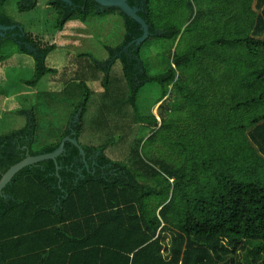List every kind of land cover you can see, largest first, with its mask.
Instances as JSON below:
<instances>
[{
    "label": "trees",
    "instance_id": "trees-1",
    "mask_svg": "<svg viewBox=\"0 0 264 264\" xmlns=\"http://www.w3.org/2000/svg\"><path fill=\"white\" fill-rule=\"evenodd\" d=\"M37 1L18 6L30 10ZM71 1L70 7L48 0L58 15L57 31L68 20L83 22L90 16L118 15L123 22L121 44L107 47V59L91 57L83 66L91 79L101 80L103 101L125 105L133 124L146 119L136 103L146 83H157L162 98L170 87L188 106L179 119L188 134L182 135L178 124L162 142L177 149L185 164L171 165L155 155L152 163L141 160L135 169L106 154L111 143H82L88 119L96 132L112 135L107 120L99 117L98 124L95 116L87 117L92 91L82 81L78 117L57 142L33 150L32 111L26 125L0 136V177L27 154L55 150L71 132L88 163L85 168L78 149L65 142L56 158L58 170L47 159L13 176L0 192V264H240L229 256L237 247L247 248L246 260L247 254L255 259L264 253V35L258 36L264 32V0H219L225 7L218 12L211 0H198L192 21L196 41L183 52L174 51L168 66L156 73L143 64L140 47L149 37L175 41L181 29L158 28L149 0H128L140 8L151 33L139 46L128 44L141 35L140 25L119 8ZM1 18L10 19L3 13ZM25 34L37 51L21 49L35 60L32 84L54 71L45 59L55 44ZM116 60L121 79L110 75ZM150 118V127L156 128V117ZM166 127L163 118L157 129Z\"/></svg>",
    "mask_w": 264,
    "mask_h": 264
},
{
    "label": "rangeland",
    "instance_id": "rangeland-1",
    "mask_svg": "<svg viewBox=\"0 0 264 264\" xmlns=\"http://www.w3.org/2000/svg\"><path fill=\"white\" fill-rule=\"evenodd\" d=\"M211 1L210 7L216 6V12L224 9V3L219 0ZM149 3L154 11L153 21L158 28L163 29L173 25L181 29L175 41L149 37L140 47L143 64L146 65L149 73H156L168 66L174 51L183 52L196 41L198 29L192 26V21L199 10V2L198 0H149ZM254 6L255 3L253 8ZM3 11L18 22L27 33L49 40L50 43L55 44V48L45 59V65L54 71L46 72L32 84H29V81L33 79L35 71L34 57L15 45H7L8 48H4L3 56L0 57V136L26 125L27 115L32 111L36 125L33 150L57 142L68 128L69 122L76 121L78 117V113L75 112V105L80 100L77 89L78 87L81 89L80 83L84 81L87 88L92 91L87 117L89 115V118L93 119L95 116L94 119L98 124L100 118L104 122L107 120V127L112 131V135L107 138L105 133L96 132L93 122L88 119L89 123L87 122L81 134L82 143L94 145L102 143L106 146L111 143L107 147L106 154L112 159H120L135 169L139 168L141 160L152 163L151 160L155 159L153 157L155 155L162 156L164 161L171 165L185 164L183 155H178L177 149L162 146L165 138L176 132L175 128L178 124L182 128V135L188 134L184 129L185 123L181 125L179 123V119L184 118L185 108L188 109V106L184 108L178 93L174 91L170 93L169 87L167 94L162 98V90L157 83L144 84L138 91L136 103L140 115L146 119L133 124L124 111L127 110L125 105L115 101L113 105L116 106H112L110 101H103L104 87L101 80L91 79L88 69L83 68L90 64L91 57L100 61L108 58L107 47L121 44L123 37H120L124 32L121 18L113 15L90 16L88 20L91 24L87 25H81L78 19H71L60 31H57L55 25L58 15L48 4V0H38L36 6L30 10L20 9L17 0H6ZM256 11L260 12L258 9ZM214 14L218 13L214 12ZM263 35L264 32L258 34L260 37ZM10 47L17 49L14 50L17 53L12 54ZM99 74L101 75V71ZM110 75L121 79L119 60L112 65ZM72 83H75V86L66 89ZM120 85L122 87L121 83ZM115 92L114 96L120 93V91ZM151 115L157 119V126L153 129L149 124ZM163 118L169 127L157 129ZM171 126L173 128L170 130ZM151 133H154L153 138L146 141ZM111 138L113 140H110ZM245 249L247 248L237 247L229 256L240 264H264V253L255 259L247 254L246 260Z\"/></svg>",
    "mask_w": 264,
    "mask_h": 264
},
{
    "label": "water",
    "instance_id": "water-1",
    "mask_svg": "<svg viewBox=\"0 0 264 264\" xmlns=\"http://www.w3.org/2000/svg\"><path fill=\"white\" fill-rule=\"evenodd\" d=\"M69 1V0H64ZM101 7H117L119 8L125 15L132 18L136 21L141 27V35L136 39L132 40L128 46L134 44L136 46L141 45L150 35L149 25L146 20L140 16L139 11L140 8L138 6H131L128 3V0H93ZM21 29V26H19ZM71 134L64 136L61 140L59 145L56 147L55 150L49 153H41L35 156L28 155L22 159L21 161L15 163L14 165L10 166L0 177V192L3 188L11 182L13 176L18 173L22 168L43 161V160H53L56 170L60 168L59 164L56 162V158L65 151L64 144L65 142H69L74 145L78 149V153L81 156V160L84 164L85 168H88V163L86 160L85 151L82 146L79 144L76 137Z\"/></svg>",
    "mask_w": 264,
    "mask_h": 264
},
{
    "label": "flooded vegetation",
    "instance_id": "flooded-vegetation-1",
    "mask_svg": "<svg viewBox=\"0 0 264 264\" xmlns=\"http://www.w3.org/2000/svg\"><path fill=\"white\" fill-rule=\"evenodd\" d=\"M29 1L31 0H17V3L20 4V2H22L23 4H26ZM5 2L6 0H0V57L3 56L4 48H8L7 45H13V46L15 45L19 49L26 48L28 52H31L32 54L37 55V51L32 46V43L29 42V40L26 37L25 33L27 32L24 31L23 27L18 22H15L9 15H7L3 11V5L5 4ZM63 2L67 6H70V7L73 6V3L71 0L69 1L63 0ZM2 13L8 16L10 19L3 20L1 18ZM19 26H21V29L19 28ZM125 49L126 47L123 48V50ZM9 50L13 51L12 54L17 53L14 51L17 49H13L10 47Z\"/></svg>",
    "mask_w": 264,
    "mask_h": 264
},
{
    "label": "crops",
    "instance_id": "crops-1",
    "mask_svg": "<svg viewBox=\"0 0 264 264\" xmlns=\"http://www.w3.org/2000/svg\"><path fill=\"white\" fill-rule=\"evenodd\" d=\"M114 17H118V18H120L119 16H117V15H113ZM89 18V17H88ZM88 18L85 20V21H81L80 23H81V25H87V24H91V22H89V20H88ZM83 23V24H82ZM123 35H124V32H123V34H122V36L120 37V38H122L123 37ZM105 59H107V58H105ZM105 59H102V60H105ZM100 61V60H99ZM169 63H170V61H169ZM168 63V64H169ZM96 82V81H95ZM97 83V82H96Z\"/></svg>",
    "mask_w": 264,
    "mask_h": 264
}]
</instances>
